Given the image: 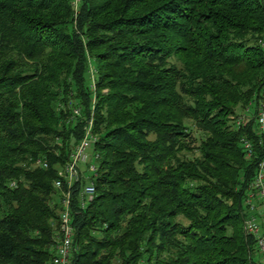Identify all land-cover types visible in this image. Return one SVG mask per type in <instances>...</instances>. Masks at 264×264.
Here are the masks:
<instances>
[{
	"label": "trees",
	"instance_id": "1",
	"mask_svg": "<svg viewBox=\"0 0 264 264\" xmlns=\"http://www.w3.org/2000/svg\"><path fill=\"white\" fill-rule=\"evenodd\" d=\"M74 2L0 0V264H52L55 181L92 116L71 264H262L244 221L264 0Z\"/></svg>",
	"mask_w": 264,
	"mask_h": 264
},
{
	"label": "built area",
	"instance_id": "2",
	"mask_svg": "<svg viewBox=\"0 0 264 264\" xmlns=\"http://www.w3.org/2000/svg\"><path fill=\"white\" fill-rule=\"evenodd\" d=\"M74 1L77 7L79 0ZM259 45L264 49V38L259 40ZM94 74V69H91L92 88L95 87ZM80 114V108H74L73 115L80 116ZM245 119L246 115L241 116L236 122L237 127H240ZM256 122L258 130L264 133V85L260 92V104L256 115ZM97 140V135L94 134V118L92 116L84 127V137L72 152L67 165L60 171V178L55 181V187L61 193V208L55 243L51 247L53 252L52 264H71L74 251L72 209L74 204V187L76 184L82 183L83 180L86 181L78 193V205L81 208L85 209L95 198L96 189L91 176L96 175L98 167L92 161L93 154L91 150ZM241 143L247 157L250 158L253 154L252 141L245 137L242 138ZM96 158H98V155H96ZM34 165L36 167H48V163L42 159L36 160ZM12 185L15 186V183ZM249 191L246 199L248 215L244 221V230L246 234L251 235L255 240L262 264H264V158L259 163L256 176L251 183Z\"/></svg>",
	"mask_w": 264,
	"mask_h": 264
},
{
	"label": "rangeland",
	"instance_id": "3",
	"mask_svg": "<svg viewBox=\"0 0 264 264\" xmlns=\"http://www.w3.org/2000/svg\"><path fill=\"white\" fill-rule=\"evenodd\" d=\"M79 2H80V0L78 1V4H79ZM89 84H91L90 80H89ZM91 151H92V150H91ZM91 151H90V152H91ZM259 256H260V255H259ZM258 258H260V257H258Z\"/></svg>",
	"mask_w": 264,
	"mask_h": 264
}]
</instances>
